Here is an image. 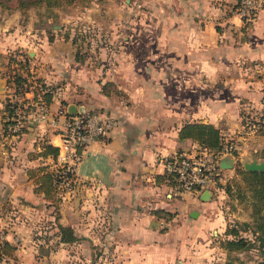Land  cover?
Returning <instances> with one entry per match:
<instances>
[{"label":"crops","instance_id":"obj_1","mask_svg":"<svg viewBox=\"0 0 264 264\" xmlns=\"http://www.w3.org/2000/svg\"><path fill=\"white\" fill-rule=\"evenodd\" d=\"M8 15L0 22V108L15 91L4 74L15 66L8 55L26 50L35 76L53 91L51 115L75 104L119 121L107 137L86 146L76 164L80 187L60 207V222L89 236L81 244L86 259L93 255L89 239L97 214L104 248L99 263L218 262L217 250L227 251L211 235L223 239L228 227L219 200L178 194L164 158L205 147L180 136L188 122L213 123L237 136L235 161L264 158V131L243 133L239 118L246 104L264 105V7L243 22L237 0H90L79 14L68 15L66 34L58 31L53 40L45 31L29 35L11 26L15 18ZM9 26L13 30L3 35ZM57 118V128L30 120L18 134H5L0 122V212L9 215L0 216V226L7 224V239L16 246L0 264L60 262L59 245L49 256L38 255L24 221L46 202L30 170L55 167L43 141L59 145L66 118Z\"/></svg>","mask_w":264,"mask_h":264},{"label":"rangeland","instance_id":"obj_2","mask_svg":"<svg viewBox=\"0 0 264 264\" xmlns=\"http://www.w3.org/2000/svg\"><path fill=\"white\" fill-rule=\"evenodd\" d=\"M82 3L83 2L80 0V1H77L71 4H64L62 6H54V7H51L50 9H47L42 4L32 5L26 9L17 7L15 9L13 8L9 10L0 5V22H2L4 17L5 19L6 18L8 19V16H9L8 14H11L14 16L10 18H15V22L14 21L11 22L12 23L11 26L14 25V27H21L24 30H27L29 35L31 34L30 31H34V30L45 31L44 34L47 33L49 34V36L54 35V33L61 31V30H63L64 31L63 33L66 34L65 32L66 27H67L66 21H67L68 15L79 14L81 7H82ZM258 13L255 16V18L258 16ZM51 17H53V19H51ZM11 26H9L8 29H2L3 35L6 34L4 32H8L7 35L10 34V32L13 30ZM9 29H11V31H9ZM20 53L26 58L25 53H28V52L25 50L24 54L23 52H20ZM31 66H32L31 72L35 76L34 74L35 72L33 70V63ZM8 72H9L8 69L6 72H4V74L6 73L5 76H6L7 81L9 80V77H10ZM259 73H263L262 70L259 71ZM26 95L29 96V94H26ZM32 95L33 94H30L29 96L30 98L26 100L27 105H32L31 104L32 102L34 103L35 100ZM261 102H263V99L261 100ZM247 105L248 104H246V106L242 108L241 113L239 114V118L241 120V124H240L241 129L243 133L245 134H246V131L244 129H245L246 122H247V120L245 122V119H246L245 116L247 115V113H249L250 110H253V109H257L258 111L264 110L263 104L253 109L248 108L251 106L250 105L247 106ZM5 116L8 117V115H5ZM262 131H263V126H262V129L258 133H261ZM258 133L257 132L250 133V135H257ZM223 135H224V138L227 137L226 139L227 141H230V140L235 141V143L238 145V148L235 151L239 153L241 150V145H240L241 141L237 140L238 137L235 136V138H232L225 132H223ZM75 153H77L76 155L80 156L82 152L80 149H77ZM76 162H77L76 158H73L71 160L70 169L68 168V165L62 166V164H60L58 160L57 162H55L56 165L53 169H57L58 171L63 170L64 173L66 174L70 172L72 173V176L68 178H64L60 182V184L57 186L56 192L52 194L51 196L46 197V202L42 203L43 208L41 212L32 211V213L34 214L31 213L30 217H28V214H27L24 218V221L29 225V231H30L32 240H35L37 243L38 252H39L38 255L42 257L49 256L51 253V250L56 249L57 246L59 245V247L61 248L59 264H104L103 262L99 263L100 256L98 254L100 253L102 254L104 251V248L101 247V244L99 243L100 242L99 237L97 239V236L99 235L97 229H95L96 228L95 220L97 221V214L94 215V219H93L94 224L92 223L93 232L91 234L92 238L89 239L93 243V246L90 247V249H92V254H93L92 257L89 256L91 260L88 261L86 259L85 257L86 255L84 254L86 249L84 246L81 245L82 240H84L86 237H89L88 235L84 237L83 236L84 234H80V235L78 234L80 238L76 240L74 243H68V245H66L65 247H62V245L60 246V243L62 241H60V236L56 235V232L58 230L56 224L60 222L59 217L61 216L60 207H61L62 201H64L65 198L72 195L74 191H77L78 187H80V184H81V182L78 180V175L76 174V170H75ZM240 163L241 162L239 160H236L235 166L233 167L234 169L232 171H229L230 173L229 172L227 173L226 170H223L224 171V174H223L224 184L227 183L231 179L233 180L240 179V176L237 174V167L240 165ZM214 197H216V199L219 200L218 204L221 210H223L228 223L233 224L236 220L248 221L249 214L251 217L250 203L247 200L241 201L239 198H237L236 194L231 196L228 192L222 191L219 194L215 195ZM55 204H57L58 207H56ZM94 205L98 206L97 201L94 202ZM5 212H2V213L0 212V216L1 217L9 216ZM10 216L15 218V217H18V214H10ZM8 220H10V218ZM82 224L84 223L82 222ZM0 227H2L6 232L7 224H4V226H0ZM99 227H102V226L99 225ZM244 229H245L244 227H241V231L243 232L244 235H247L248 237L252 239L255 238L252 232L244 231ZM211 236L213 238V241L216 243V245H221V240H223L221 236L219 238H217L216 235H211ZM95 241H97V244ZM260 248L261 247H259L258 240H256L255 245L253 247L243 249V250H236L231 253L224 252V254H222L221 253L222 249H218L216 254L217 256H221L222 258L218 262H214V264H227V261L228 262L231 261V264H255L259 260L264 258V253H262V250ZM109 256H110V253L108 251V254L104 256V258L109 257ZM93 259L95 260L93 261Z\"/></svg>","mask_w":264,"mask_h":264},{"label":"built area","instance_id":"obj_3","mask_svg":"<svg viewBox=\"0 0 264 264\" xmlns=\"http://www.w3.org/2000/svg\"><path fill=\"white\" fill-rule=\"evenodd\" d=\"M263 7L264 0H237V12L244 22L252 21ZM15 56L20 60L26 59L21 53ZM24 86L21 92H14L10 96L17 105L15 113L7 117L12 120L8 126V134H18L30 120L43 121L48 128H57L60 126L57 116L65 115L64 128L58 131L60 137L58 162L62 166L68 165L69 169L71 160L76 158L77 162L80 161L84 149L90 142L107 137L118 125L117 117L102 112L72 113L68 111V108L61 107L51 115L49 104L41 101L42 93L49 91L50 88L41 85L33 74L29 76ZM29 93L33 94L35 100L31 103L32 105L26 104V100L30 98L26 94ZM245 118L247 122L244 130L248 133H258L262 126L264 127V110H250ZM225 141L221 152H215L208 147H200L194 151H176L164 158L166 173L175 181L178 194L201 196L205 190L212 189V196H215L225 191L223 187L224 169L220 166V158L238 148L235 141ZM77 149L82 152L80 156L75 153ZM4 239H7L6 232L0 227V242Z\"/></svg>","mask_w":264,"mask_h":264},{"label":"trees","instance_id":"obj_4","mask_svg":"<svg viewBox=\"0 0 264 264\" xmlns=\"http://www.w3.org/2000/svg\"><path fill=\"white\" fill-rule=\"evenodd\" d=\"M80 0H0V5L4 8L15 9L17 7L26 9L32 5H44L47 9L54 6H62L64 4H71ZM82 5L87 4L90 0H81ZM50 40L54 39V36H50ZM20 52H13L8 55L9 63L15 64L9 69V80L8 84L15 88L14 92H21L25 87L24 83L28 81L29 76L32 75L31 72V59L32 56L29 53L26 54L25 60L17 59L15 56ZM24 54V52H23ZM37 81L43 85L48 86L41 78L37 77ZM31 84V83H30ZM109 86V83L108 85ZM28 88V87H26ZM53 99V91H44L42 93L41 101L46 104H50ZM16 103L12 101L11 97H8L5 101L4 108H0V113L4 115L12 116L16 111ZM91 112V111H90ZM93 113V112H91ZM3 115V116H4ZM3 132L8 134V126L12 122L11 120L2 121ZM23 130H27V127H23ZM264 131V127H263ZM21 132V131H20ZM181 137H192L197 139L203 146L215 152H221L224 148L225 138L223 132L219 127L213 123L206 122H188L186 123L180 131ZM44 154H51L56 162L60 154L59 146L48 143L46 140L43 141ZM237 153V151H233ZM237 174L240 179H231L223 185L225 191L231 196L235 195L237 198L242 200H247L251 207V220L239 221L236 220L233 224L228 223L226 230V237L221 240V246L228 252L231 253L236 250H243L255 245L256 240H258L259 247L264 253V169L263 170H247L244 168L243 164L237 167ZM31 176H36V184L38 189H42L46 197L51 196L57 190V186L64 178L72 176V173H64L63 170L50 169L49 165H42L36 169L30 170ZM58 207L57 204H55ZM56 234L60 236V241L62 242H74L80 237L75 233L74 228L68 225H64L61 222L57 224ZM241 227H244V231L252 232L255 238H250L244 235L241 231ZM16 249V246L9 241L4 239L0 242V260L7 255H12ZM227 264H231V261H227ZM255 264H264V258L259 260Z\"/></svg>","mask_w":264,"mask_h":264},{"label":"water","instance_id":"obj_5","mask_svg":"<svg viewBox=\"0 0 264 264\" xmlns=\"http://www.w3.org/2000/svg\"><path fill=\"white\" fill-rule=\"evenodd\" d=\"M69 112L72 113H78V112H84L83 107H80V109L77 107V105L72 104L68 108ZM243 163V166L247 170H263L264 169V158L263 159H258L257 157H254L251 160H242L240 161ZM235 158L232 156V153L228 152L224 156L220 158V166L223 169L227 168H233L235 166ZM213 190L212 189H207L205 190L201 195L203 199H210L212 197Z\"/></svg>","mask_w":264,"mask_h":264}]
</instances>
